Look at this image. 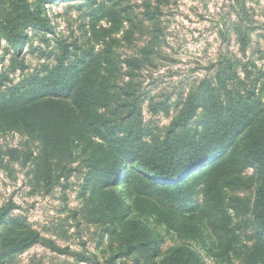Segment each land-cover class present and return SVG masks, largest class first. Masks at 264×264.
<instances>
[{
  "label": "trees",
  "instance_id": "1",
  "mask_svg": "<svg viewBox=\"0 0 264 264\" xmlns=\"http://www.w3.org/2000/svg\"><path fill=\"white\" fill-rule=\"evenodd\" d=\"M50 1L0 0V50L17 53L29 29L48 42ZM94 3L75 7H88L100 48L60 41L58 52L40 51L54 62L25 73V59L11 55L0 71V132L15 131L35 146L0 154L28 163L34 183L47 190L85 168L83 204L74 215L100 229V242L108 236L101 264H206L199 250L214 263L264 264V62L223 57L180 97L158 137L143 122L135 82L157 46V7L146 1L140 19L123 6ZM246 17L241 11L234 26L243 55L255 29ZM102 19L110 26L96 27ZM138 26L151 38L140 55L122 58L116 35L123 31L126 38ZM16 70L17 81L10 76ZM16 208L0 206V264H22L18 256L36 244L100 264L94 253L44 237ZM160 226L178 241L163 246Z\"/></svg>",
  "mask_w": 264,
  "mask_h": 264
},
{
  "label": "rangeland",
  "instance_id": "2",
  "mask_svg": "<svg viewBox=\"0 0 264 264\" xmlns=\"http://www.w3.org/2000/svg\"><path fill=\"white\" fill-rule=\"evenodd\" d=\"M93 1V7L101 2L114 4L115 7L123 6L129 13L128 16L140 19L143 18L146 1L151 2L152 10L157 7V46L154 47L151 60L138 71L135 82L143 100V122L149 123L153 134L158 137L165 135L176 114V102L180 97L186 96L199 80L214 73L223 57H243L244 61L255 60L258 65L264 62V0ZM80 2L83 0H53L46 4L44 15L54 29L53 33L46 34L48 42L43 39L41 31L29 29V40L16 55L12 53V48L4 52L0 50L3 57L0 60V71L7 68L11 55L25 59L29 67L25 73L39 68L43 62H54L53 58L44 59L40 51L53 48L58 52L57 43L60 41L65 44L90 43L95 48H100L101 43H98L91 31L93 18L89 15L88 7H75ZM241 11L247 15L246 24L255 27L244 55L239 50L234 32L237 16ZM128 13L124 11L123 16ZM123 24L125 29H131L129 21H124ZM143 24L149 29L152 27L150 22L144 21ZM109 26L110 23L102 19L96 27ZM134 30L126 38L122 36L123 31L116 35L120 38L117 51L122 58L140 55L139 49L151 38L144 28L140 29L138 26ZM10 76L17 81L21 74L16 70ZM166 107L168 113L164 109ZM10 147L35 148L32 142L15 131L0 132V150ZM29 170V164H24L22 159L14 160L0 154V206L13 202L17 206L14 213L25 215L33 228L44 237L52 238L60 246H68L77 252L94 253L101 264L108 255V236H102L100 242V229L84 222L80 214L74 215L83 204L85 168L72 172L67 180L61 178L50 190L36 185ZM251 172V169L247 170L248 174ZM159 228L165 235L163 246L178 241L174 233L164 231V226ZM199 251L206 264H221L214 263L204 251ZM17 260L22 264H88L79 262L76 257L53 252L40 244L20 254ZM126 262L129 263V260Z\"/></svg>",
  "mask_w": 264,
  "mask_h": 264
}]
</instances>
